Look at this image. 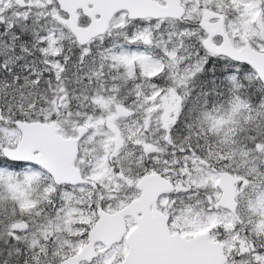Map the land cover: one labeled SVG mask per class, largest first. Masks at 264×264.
<instances>
[{"label": "snow or ice", "instance_id": "obj_1", "mask_svg": "<svg viewBox=\"0 0 264 264\" xmlns=\"http://www.w3.org/2000/svg\"><path fill=\"white\" fill-rule=\"evenodd\" d=\"M0 264H264V0H0Z\"/></svg>", "mask_w": 264, "mask_h": 264}]
</instances>
